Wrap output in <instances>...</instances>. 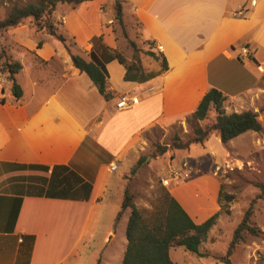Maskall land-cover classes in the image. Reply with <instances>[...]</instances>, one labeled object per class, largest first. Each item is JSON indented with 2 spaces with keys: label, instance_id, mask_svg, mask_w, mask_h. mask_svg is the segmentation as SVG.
<instances>
[{
  "label": "crops",
  "instance_id": "0c3cea01",
  "mask_svg": "<svg viewBox=\"0 0 264 264\" xmlns=\"http://www.w3.org/2000/svg\"><path fill=\"white\" fill-rule=\"evenodd\" d=\"M105 1L64 7L56 18L76 52L105 61L109 99L52 35L37 47L26 26L4 31L22 95L15 99L10 81L0 88V264H105L113 254L122 264L126 236L110 250L120 219L103 216L114 189L121 207L122 162L143 154L153 127L185 126L209 88L241 100L260 80L264 0H122L124 23L136 21L166 59L167 69L143 82L124 80V66L107 59L105 47L118 50L120 41ZM123 95L137 102L118 108ZM168 189L195 222L219 209L213 174Z\"/></svg>",
  "mask_w": 264,
  "mask_h": 264
},
{
  "label": "rangeland",
  "instance_id": "374dc122",
  "mask_svg": "<svg viewBox=\"0 0 264 264\" xmlns=\"http://www.w3.org/2000/svg\"><path fill=\"white\" fill-rule=\"evenodd\" d=\"M33 1L35 0H0V19L5 17L12 3L23 5ZM105 3L107 6L105 5L103 8L111 13L113 11L112 1L107 0ZM64 7L71 8L69 5H62L59 7V11ZM55 21L58 26L59 19L55 17ZM21 26L28 27L27 21L18 27ZM112 27L120 41L118 51L126 62L138 61L144 71L156 70V64L160 66V55L154 59L144 52L149 48L158 52V49L154 47L150 39H145L139 35L136 21L128 25L125 24V29L127 36L137 43L140 51H133L116 21L112 23ZM29 35L33 36L30 31ZM3 36L4 31H0L1 87L6 81H9L3 67L4 56H9L1 44L2 40L5 39ZM37 36L32 38L38 39L40 37L43 39V34ZM258 69L261 71V77L253 95L245 96L241 100H229L231 97L228 96L224 102V109L229 113L244 110L254 111L261 122L259 131L247 130L227 142H222L218 130L211 129L203 144H194L187 149L169 148L163 154H157L156 145L169 144L175 134L185 139L192 134L194 125L204 127L212 123L215 117V109L210 106L204 119L190 120L189 122L184 120L185 126L182 123H173L165 128L153 127L150 129L147 134V146L142 154L150 156L148 162L135 175L130 174V168L135 159L123 161L119 169L121 175L126 172L124 173V187L128 188L132 195V202L140 210H151L159 201L163 189L169 190L168 185L164 184L162 179L169 178L170 171L174 168H182L189 173V177L185 180L201 174H213L218 180V204L221 205V211L216 223L208 232L207 240L199 248L203 254L197 255L182 246H171L169 257L176 264H224L218 257L225 252L233 230L240 222L250 201L261 192V186L264 190V65ZM236 97L239 98L241 95ZM185 180H176L172 183L177 185ZM120 194L118 189L112 191L111 198L105 207L104 217L111 218L121 209L117 203ZM227 196L231 198L228 199ZM129 213L130 209L127 208L119 217L120 222L118 224L119 219L114 220V224L117 225L115 228L116 237L110 247L112 251L113 248H117L120 239H125L124 224ZM250 221L260 229V233L258 235L246 234L245 240L235 245L230 255L232 264H264V194L262 198H257L254 202ZM109 238L111 237H106L104 242ZM99 242L100 240H95V245L98 246ZM110 256V259L105 258V264H120L114 254Z\"/></svg>",
  "mask_w": 264,
  "mask_h": 264
},
{
  "label": "trees",
  "instance_id": "16d2710c",
  "mask_svg": "<svg viewBox=\"0 0 264 264\" xmlns=\"http://www.w3.org/2000/svg\"><path fill=\"white\" fill-rule=\"evenodd\" d=\"M85 0H35L23 5L12 3L5 17L0 19V31H6L17 27L27 21V25L32 37L37 35L49 34L58 39L68 51L73 65L91 79L98 92L109 99L112 95L106 90V68L105 61L101 60L93 51L89 52L90 59H85L81 54L74 50L75 42L56 25L55 17L59 7L69 5L74 8ZM114 21L121 28L122 34L132 47L133 51H140L137 43L129 38L126 33L125 23L123 21L122 0H112ZM100 39V36L98 37ZM70 39V40H69ZM43 39L36 38V46L40 47ZM107 59H117L124 66V80L143 82L167 69L166 59L159 52L153 49H146L144 52L154 59L160 55V67L158 70L144 71L138 61L132 60L126 62L122 54L109 47ZM3 67L6 71L7 79L11 82L10 90L15 99L22 95V89L16 81V74L21 68L17 59L10 56H4ZM226 95L219 89L211 87L201 96L196 108L194 109L190 120H200L207 116L210 106L215 109V117L212 123L204 127L194 125L192 134L187 138L175 134L167 145H156L157 154L161 155L167 149H187L194 144H203L207 139L211 129H216L222 142L234 138L235 136L247 130L259 131L261 122L257 114L252 110L227 113L224 109ZM149 155H140L132 164L130 174L135 175L147 162ZM259 194L253 198L245 209L240 222L233 230L231 240L229 241L225 252L218 258L224 264H232L230 255L236 244L245 240L246 234L258 235L260 229L251 223L253 213V204L257 198H262L264 194L263 187ZM230 199V196H227ZM132 195L127 187H124L121 209L115 217L119 219L123 211L130 209L128 215L125 236L127 240L124 250L122 264H176L169 257V248L171 246H182L184 249L202 255L200 246L207 240L208 232L216 223L219 209L201 222H195L180 203L170 194L169 190L163 189L159 201L151 210L138 209L131 200Z\"/></svg>",
  "mask_w": 264,
  "mask_h": 264
},
{
  "label": "built area",
  "instance_id": "2783aa9c",
  "mask_svg": "<svg viewBox=\"0 0 264 264\" xmlns=\"http://www.w3.org/2000/svg\"><path fill=\"white\" fill-rule=\"evenodd\" d=\"M238 13L242 14V11H239ZM157 49H160L159 46H157ZM240 50H241L240 55L238 56L240 58L246 56V54L248 53V51L245 47H242ZM1 79L2 78L0 77V80ZM0 85H1V82H0ZM0 88H1V86H0ZM136 102H137V99L134 96L123 95V96L119 97V99L116 103V106L118 108H122V107H127L129 105L135 104ZM115 168H116V164L111 163L110 164V170H114ZM188 177H189V173L187 171H185L184 169L174 168L170 171L169 178H166V179L163 178L162 181L164 182V184L169 185L172 181L185 180Z\"/></svg>",
  "mask_w": 264,
  "mask_h": 264
}]
</instances>
